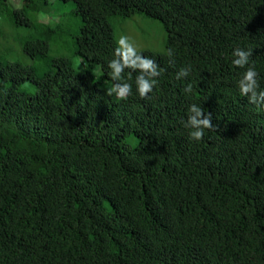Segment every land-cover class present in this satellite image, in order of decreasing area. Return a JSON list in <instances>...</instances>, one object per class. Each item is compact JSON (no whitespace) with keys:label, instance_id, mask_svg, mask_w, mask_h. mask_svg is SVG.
I'll return each instance as SVG.
<instances>
[{"label":"trees","instance_id":"trees-1","mask_svg":"<svg viewBox=\"0 0 264 264\" xmlns=\"http://www.w3.org/2000/svg\"><path fill=\"white\" fill-rule=\"evenodd\" d=\"M63 1L82 20L84 68L0 60V264H264V0ZM33 10L23 0L16 24L31 27ZM137 13L168 31L166 52L132 57L158 77L126 65L115 38L111 18ZM236 49L250 52L243 68ZM25 50L46 59L49 41ZM248 68L259 106L240 93ZM141 76L157 80L148 98ZM108 81L131 94L109 96ZM192 104L212 114L200 141L185 126Z\"/></svg>","mask_w":264,"mask_h":264},{"label":"rangeland","instance_id":"rangeland-1","mask_svg":"<svg viewBox=\"0 0 264 264\" xmlns=\"http://www.w3.org/2000/svg\"><path fill=\"white\" fill-rule=\"evenodd\" d=\"M34 1L40 5L41 10L28 13L34 21L31 27L17 25L14 19V9L23 6V0H9L7 4L0 3V60L34 65L40 74L49 70L50 58L68 57L73 60L79 70L84 68L82 58L76 53L77 37L82 25V20L76 13V2ZM36 21L47 23L53 32L45 37L43 28ZM111 22L115 29L117 43L122 36L128 38L125 45L118 44L122 50H125L127 46L133 48L134 52L145 50L166 52L168 31L162 20L137 13L129 17L113 16ZM36 38H45L49 41L46 59L34 58L25 50V44L29 39ZM95 75L100 77V66H96ZM114 86L116 85L113 82L108 81L103 87L109 91ZM23 87L32 92L37 90V86L33 83H26ZM114 93L116 97V92Z\"/></svg>","mask_w":264,"mask_h":264},{"label":"clouds","instance_id":"clouds-1","mask_svg":"<svg viewBox=\"0 0 264 264\" xmlns=\"http://www.w3.org/2000/svg\"><path fill=\"white\" fill-rule=\"evenodd\" d=\"M128 40L127 37H121L118 40L119 45H125V41ZM135 55L133 48L125 46V50L123 51V59L126 65L130 64L132 66H138L144 69L153 77H158L160 75V71L156 70V65L151 60H141L139 65H136V61L132 60V57ZM168 55L172 56L173 53L171 50L168 51ZM234 56H239V59H234L233 64L240 68L245 67L248 63V56L250 52H245L241 49H236L233 53ZM116 69V73H120L121 67L115 63L111 65ZM189 74V69H181L179 73H177V79H181L182 76H187ZM258 73L254 68H248L245 72L244 81L240 82V93L242 96L248 97V93H252L251 97H248L249 102L252 104H256L259 106L261 103L258 102L257 89L259 87L258 81L256 79ZM246 82V83H245ZM137 90L141 98H148V94L153 90V87L157 84V80L145 79L143 76L139 77L137 80ZM185 92H191V85H189L185 90ZM112 92H116V97L119 99H127L131 94V85L126 83L123 86H114L108 91V95L111 96ZM259 98L264 99V91L259 92ZM189 115L186 123V127H190L194 129L190 133L191 139L196 141H200L203 139L204 130L205 129H213L214 125L212 123V114L208 113L207 116H204V111L202 108L197 106L196 104H192L189 107ZM191 113H195V115H191ZM203 117V118H201Z\"/></svg>","mask_w":264,"mask_h":264}]
</instances>
